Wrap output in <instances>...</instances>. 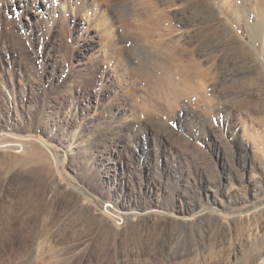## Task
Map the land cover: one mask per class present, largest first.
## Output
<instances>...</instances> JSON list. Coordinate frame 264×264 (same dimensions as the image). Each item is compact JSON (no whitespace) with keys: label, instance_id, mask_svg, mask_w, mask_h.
Segmentation results:
<instances>
[{"label":"rangeland","instance_id":"374dc122","mask_svg":"<svg viewBox=\"0 0 264 264\" xmlns=\"http://www.w3.org/2000/svg\"><path fill=\"white\" fill-rule=\"evenodd\" d=\"M263 16L0 0V264H264Z\"/></svg>","mask_w":264,"mask_h":264},{"label":"bare ground","instance_id":"6f19581e","mask_svg":"<svg viewBox=\"0 0 264 264\" xmlns=\"http://www.w3.org/2000/svg\"><path fill=\"white\" fill-rule=\"evenodd\" d=\"M108 1V0H107ZM111 1V0H110ZM110 6V5H109ZM109 8V7H108ZM110 8H112V6L110 7ZM261 9V8H260ZM114 10V9H113ZM123 11V10H122ZM261 12H262V10H261ZM260 12V13H261ZM263 13V12H262ZM122 15L121 16H123V17H126V19L128 18V15H129V11H128V9H127V11H123L122 13H121ZM132 14V13H131ZM197 14V13H196ZM136 16V15H135ZM197 17H199V16H197ZM259 17V16H258ZM264 17V16H263ZM126 19H124L125 21H126ZM191 19H196V17L195 16H192V18ZM191 19H188V18H182V21L180 22V26L181 27H179V30H181L179 33V35H183L184 34V28L185 27H189L190 25H191ZM129 20V19H128ZM259 20V19H258ZM261 20V19H260ZM130 22V21H129ZM132 22V21H131ZM196 22V21H195ZM261 22V21H260ZM128 22L126 21V24H127ZM128 25V24H127ZM130 26H131V24H130ZM126 28V27H125ZM194 28V27H193ZM205 28V27H204ZM258 28V27H257ZM261 29H263L264 30V27L263 28H261ZM134 30V29H133ZM132 30V31H133ZM116 31V30H115ZM192 31V30H191ZM260 31V30H259ZM136 32V31H135ZM189 33V32H188ZM259 33V32H258ZM257 33V34H258ZM256 34V35H257ZM185 35V34H184ZM260 35V34H259ZM180 36V37H181ZM114 37V36H113ZM116 38V37H115ZM193 38V37H192ZM199 63V62H198ZM155 68V69H154ZM153 69L154 70H156V68L157 69H159L158 67H154ZM162 69V68H161ZM145 73V72H144ZM153 73V72H152ZM163 73H164V70H163ZM165 78V77H164ZM167 78V77H166ZM161 79V78H160ZM164 80V79H163ZM161 81H162V79H161ZM160 82V81H159ZM22 143V142H21ZM6 147H9V148H11L12 147V149L13 148H16V147H18V143H15L14 141L12 142V141H10V140H8V141H4V142H0V151L3 149V148H6ZM53 191H54V189H53ZM49 198V197H48ZM98 210H99V212H100V214H103V215H105V213H107L108 215H106V216H108V218L110 217V219H111V221H112V223L114 224V226H116V227H118V228H122V227H124V226H126V225H129V223L131 224V222L134 220V219H132V214H124V215H121V214H117V213H115V211H116V209L114 208V206L113 207H109V206H107V207H105V208H98ZM98 213V212H97ZM54 218V217H53ZM133 223V222H132ZM64 224V223H63ZM123 225V226H122ZM133 225V224H132ZM129 228V227H128ZM133 228V227H132ZM57 231L55 232V233H59L60 232V230H58V228L56 229ZM85 241H82V242H77L75 245H73L72 247V249L70 250V253H72V252H75L76 250H81V246H82V244L84 243ZM69 250V249H68ZM75 255V254H74ZM74 255H72V256H74Z\"/></svg>","mask_w":264,"mask_h":264}]
</instances>
